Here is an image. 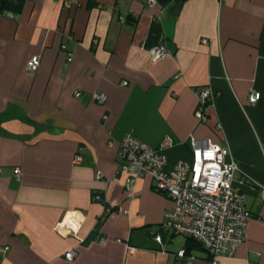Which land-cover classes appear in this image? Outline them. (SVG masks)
Instances as JSON below:
<instances>
[{"label": "crops", "instance_id": "0c3cea01", "mask_svg": "<svg viewBox=\"0 0 264 264\" xmlns=\"http://www.w3.org/2000/svg\"><path fill=\"white\" fill-rule=\"evenodd\" d=\"M152 24L162 59L144 47ZM207 88L198 123L196 90ZM126 133L150 147L168 136L166 168L190 160V135L227 145L250 218L217 264H264V0H25L0 11V264H180L182 249L186 264L207 263L197 241L161 228L171 202L148 176L125 189ZM67 214L76 234L55 228Z\"/></svg>", "mask_w": 264, "mask_h": 264}, {"label": "built area", "instance_id": "2783aa9c", "mask_svg": "<svg viewBox=\"0 0 264 264\" xmlns=\"http://www.w3.org/2000/svg\"><path fill=\"white\" fill-rule=\"evenodd\" d=\"M147 53L151 60H157L166 57L168 51L165 42L160 41L149 47ZM38 65V55L26 62V68L30 71L35 70ZM78 94L79 92L75 93ZM196 94L198 105L194 115L198 123H204L207 120L208 105L215 94L210 88L197 89ZM259 96V92L250 91L248 102L255 103ZM91 97L98 103H103L106 99L105 93L98 91L92 92ZM189 143L190 160H177L170 168H166L165 149L173 145L168 136L157 147H150L126 133L119 144L120 165L117 173L125 174L123 184L127 191H132L136 180L148 176L154 189L168 195L171 202L162 214L161 228L168 234L193 238L208 251L210 259L206 264H217L218 255H233L237 251L250 218L245 196L239 188L240 169L231 157L227 145L193 135L189 136ZM80 160L81 154L76 153L73 161ZM15 176L19 178L18 170ZM100 177L101 174L97 171L96 178ZM263 193L264 187L261 188V194ZM94 198L100 200L101 195L96 194ZM77 221L75 219L76 226ZM55 228L60 230L58 226ZM62 230L76 234L75 227L72 226L64 225ZM154 238L161 241L160 235H155ZM99 241L103 242V238ZM176 255L184 259L180 264L193 259L183 249ZM64 257L71 260L74 250H66Z\"/></svg>", "mask_w": 264, "mask_h": 264}, {"label": "trees", "instance_id": "16d2710c", "mask_svg": "<svg viewBox=\"0 0 264 264\" xmlns=\"http://www.w3.org/2000/svg\"><path fill=\"white\" fill-rule=\"evenodd\" d=\"M154 1L160 5H164L170 1H174L177 5L182 2V0H154ZM24 2L25 0H0V11H7L13 14L19 13L22 10ZM158 31H159V27L155 24H152L150 27L148 37H147V41L144 43V47L146 49L157 44V43L154 44L153 41ZM187 239L194 240L193 238H190V237H187Z\"/></svg>", "mask_w": 264, "mask_h": 264}, {"label": "bare ground", "instance_id": "6f19581e", "mask_svg": "<svg viewBox=\"0 0 264 264\" xmlns=\"http://www.w3.org/2000/svg\"><path fill=\"white\" fill-rule=\"evenodd\" d=\"M75 216L73 214H67L63 220L58 224V228L60 230L64 229V225H68V226H72V227H76L75 224Z\"/></svg>", "mask_w": 264, "mask_h": 264}, {"label": "rangeland", "instance_id": "374dc122", "mask_svg": "<svg viewBox=\"0 0 264 264\" xmlns=\"http://www.w3.org/2000/svg\"><path fill=\"white\" fill-rule=\"evenodd\" d=\"M176 236H179V237H181V238H183V236L182 235H179V234H175V236H173V237H176Z\"/></svg>", "mask_w": 264, "mask_h": 264}, {"label": "water", "instance_id": "95a60500", "mask_svg": "<svg viewBox=\"0 0 264 264\" xmlns=\"http://www.w3.org/2000/svg\"><path fill=\"white\" fill-rule=\"evenodd\" d=\"M182 1H184V0H182Z\"/></svg>", "mask_w": 264, "mask_h": 264}]
</instances>
